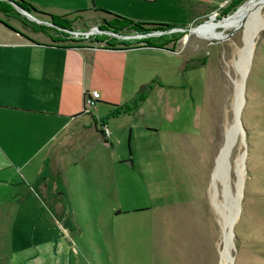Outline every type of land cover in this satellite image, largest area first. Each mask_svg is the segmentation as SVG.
Wrapping results in <instances>:
<instances>
[{
  "label": "rangeland",
  "instance_id": "rangeland-1",
  "mask_svg": "<svg viewBox=\"0 0 264 264\" xmlns=\"http://www.w3.org/2000/svg\"><path fill=\"white\" fill-rule=\"evenodd\" d=\"M252 1L227 15L231 0H221L196 8L185 25L125 38L140 45L160 40L172 53L142 56L136 71L129 70L114 98L127 104L142 95L137 110L123 114L104 103L84 111L90 128L78 133L74 148L63 147L70 159L59 169L70 194L61 216L42 205L0 206V264H24L38 254L43 236L53 246L60 238L58 254L70 253V264H224L227 233L229 264H264V3L236 26L193 32ZM9 4L0 0L8 10L0 22L24 38H40L31 23L50 26L48 16L32 12V19ZM99 17L86 30L96 31L82 37L89 43L112 35L99 29L111 17ZM67 19L76 21L75 29L82 26L79 18Z\"/></svg>",
  "mask_w": 264,
  "mask_h": 264
},
{
  "label": "crops",
  "instance_id": "crops-1",
  "mask_svg": "<svg viewBox=\"0 0 264 264\" xmlns=\"http://www.w3.org/2000/svg\"><path fill=\"white\" fill-rule=\"evenodd\" d=\"M24 1L43 13L59 16L77 19L78 13L85 12V22L76 30L88 32L99 15L106 16L103 11L135 22L182 26L191 22L196 8L221 0ZM35 34L40 38H24L0 22V206L42 205L61 216L70 194L59 169L70 159L68 154L63 156V147L69 143L74 148L78 133L89 127L85 126V94L97 90L99 104L120 108L126 102L114 95L123 93L129 70L136 71V61L172 52L144 46L74 47ZM59 243L57 238L53 246L43 236L38 254L24 258V264H53L48 259H55L54 264H70V253L58 254Z\"/></svg>",
  "mask_w": 264,
  "mask_h": 264
},
{
  "label": "trees",
  "instance_id": "trees-1",
  "mask_svg": "<svg viewBox=\"0 0 264 264\" xmlns=\"http://www.w3.org/2000/svg\"><path fill=\"white\" fill-rule=\"evenodd\" d=\"M6 1H7V4L11 3L14 7L20 6L21 8L26 10L28 13L37 12V13H41L44 16H48L49 18L46 20L49 22L50 26L44 27L41 25H36L35 23H31L32 30L34 32L49 34L51 38H52V35H58V36L60 35L62 36L61 39L55 40L53 38V42L64 43V44L72 45L74 47H82V46L91 47L93 45H97V46L101 45L104 48H110V49H127V48H133V47H138V46L163 48L166 46L167 43L161 44L160 40L147 39L143 42V45H140L142 43H139V44L126 43L125 38L127 36H130L131 33L133 32L145 33L148 31L155 30V27H158V26L172 27L171 25H167V24H147V23H142V22H135L131 19L103 11V13L105 12V14L111 17V19L109 20L104 19L99 29L103 31V34L106 33L105 35H107V32H109V34H112V35H109L107 36L108 38H104V39H98V36L91 37L92 39L90 40H93V42L89 43L87 42V40H84L82 37H76L73 34L74 32H77V30L74 27H72V24L76 21H70L69 19H67L66 16H59V15H54V14H49V13H43L42 11H39L33 5H31L30 3H27L24 0H6ZM244 1L245 0H231V3L229 7L227 8L228 12L226 14L228 15L230 12L235 11V9L239 7ZM0 12H8V10L0 8ZM84 13H78V15H76V16H79L78 18L80 19L82 23L85 22V17L83 15ZM76 38H82V39H76ZM143 100H144L143 96L140 95L136 97L131 103L122 105L119 108V111L123 114H127L128 112L137 110L139 108V104Z\"/></svg>",
  "mask_w": 264,
  "mask_h": 264
},
{
  "label": "bare ground",
  "instance_id": "bare-ground-1",
  "mask_svg": "<svg viewBox=\"0 0 264 264\" xmlns=\"http://www.w3.org/2000/svg\"><path fill=\"white\" fill-rule=\"evenodd\" d=\"M264 3V0H260L258 3L255 1H252L250 2L246 8L240 12V13H237L235 15H232L228 18H226L225 20L219 22V23H215V22H208V23H205L197 28H195L193 30V32H196L200 35H205V34H210L213 30H215L218 26H236L238 25L242 20H245V19H249L251 18L253 15V11H254V8L258 5V4H262L263 5ZM252 25V24H251ZM253 26H250L249 29H248V32H247V44H246V47L244 49V62H243V77H242V85L245 83V80H246V77H247V67H246V64H247V58H249L248 54H249V51H251V38L252 35H253ZM216 32V31H215ZM215 34H211L208 38H212L214 37ZM248 55V56H247ZM244 86V85H243ZM244 90V88H243ZM243 104V103H242ZM241 111H242V105L240 104V106L238 107V116L240 117L241 115ZM239 130V123H237L235 125V129L234 131L230 134L229 136V140H228V143H227V147H226V151L224 152V154H226L228 151H229V147L231 146L232 144V141L235 137V134L238 132ZM223 154V155H224ZM243 159H245L243 157ZM244 162V160H242ZM230 242H231V235L230 233H227L226 234V245H225V249H224V252H223V259H224V264H229V253H228V249H229V246H230Z\"/></svg>",
  "mask_w": 264,
  "mask_h": 264
},
{
  "label": "built area",
  "instance_id": "built-area-1",
  "mask_svg": "<svg viewBox=\"0 0 264 264\" xmlns=\"http://www.w3.org/2000/svg\"><path fill=\"white\" fill-rule=\"evenodd\" d=\"M96 31V29H94L93 31H88V32H74L73 34L76 37H88L90 36L92 33H94ZM100 93L97 90H92L89 91L85 94V99H84V105H85V110L88 113H92L93 110H97L98 109V105H99V99H100ZM104 133L108 134V130L105 128L104 129Z\"/></svg>",
  "mask_w": 264,
  "mask_h": 264
},
{
  "label": "water",
  "instance_id": "water-1",
  "mask_svg": "<svg viewBox=\"0 0 264 264\" xmlns=\"http://www.w3.org/2000/svg\"><path fill=\"white\" fill-rule=\"evenodd\" d=\"M16 8L22 13V14H24V15H26V16H29V17H31L32 19H34V17H32L26 10H24L23 8H21L20 6H16ZM244 89H245V87H244ZM243 92H244V90H243ZM244 102H245V98H244ZM238 121H239V124H241V119H238Z\"/></svg>",
  "mask_w": 264,
  "mask_h": 264
}]
</instances>
